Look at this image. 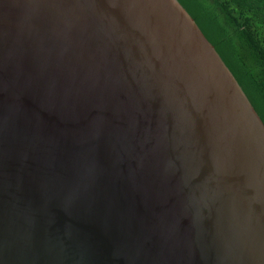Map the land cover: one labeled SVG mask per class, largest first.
<instances>
[{
  "label": "water",
  "instance_id": "obj_1",
  "mask_svg": "<svg viewBox=\"0 0 264 264\" xmlns=\"http://www.w3.org/2000/svg\"><path fill=\"white\" fill-rule=\"evenodd\" d=\"M0 264H264V95L200 0H0Z\"/></svg>",
  "mask_w": 264,
  "mask_h": 264
},
{
  "label": "trees",
  "instance_id": "obj_2",
  "mask_svg": "<svg viewBox=\"0 0 264 264\" xmlns=\"http://www.w3.org/2000/svg\"><path fill=\"white\" fill-rule=\"evenodd\" d=\"M264 95V0H200Z\"/></svg>",
  "mask_w": 264,
  "mask_h": 264
}]
</instances>
